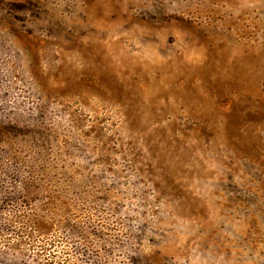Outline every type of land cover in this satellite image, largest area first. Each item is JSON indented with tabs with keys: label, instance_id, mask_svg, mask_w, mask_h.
Returning <instances> with one entry per match:
<instances>
[{
	"label": "rangeland",
	"instance_id": "1",
	"mask_svg": "<svg viewBox=\"0 0 264 264\" xmlns=\"http://www.w3.org/2000/svg\"><path fill=\"white\" fill-rule=\"evenodd\" d=\"M0 264H264V0H0Z\"/></svg>",
	"mask_w": 264,
	"mask_h": 264
}]
</instances>
